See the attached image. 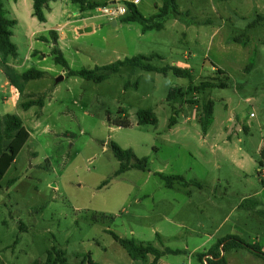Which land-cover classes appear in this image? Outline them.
Listing matches in <instances>:
<instances>
[{
	"label": "rangeland",
	"instance_id": "374dc122",
	"mask_svg": "<svg viewBox=\"0 0 264 264\" xmlns=\"http://www.w3.org/2000/svg\"><path fill=\"white\" fill-rule=\"evenodd\" d=\"M90 1L101 6L81 12L71 0L52 1L43 26L32 16L33 0L17 15L14 0H3L7 18L17 20L11 39L18 57L9 65L43 77L21 95L0 68V118L17 115L30 133L1 182L0 264L43 263L53 246L71 264L87 263L88 255L97 264H151L152 257L134 260L112 234L186 251L165 255L164 264H199L196 254L228 237L264 251V0H176L179 19L171 15L162 30L147 32L122 18L112 26L102 14L103 5L121 0ZM138 1L145 17L162 4ZM55 45L75 71L155 56L152 66L189 69L193 79L125 66L96 83L56 64ZM203 82L215 86L168 101L171 90ZM38 99L43 107L23 109ZM209 102L213 120L204 133L200 119ZM141 109L152 110L158 124L140 125ZM125 119L129 127L115 124ZM113 143L147 159L148 170L117 174ZM158 173L183 176L189 185L167 187ZM224 255L227 264H264L244 248Z\"/></svg>",
	"mask_w": 264,
	"mask_h": 264
},
{
	"label": "trees",
	"instance_id": "16d2710c",
	"mask_svg": "<svg viewBox=\"0 0 264 264\" xmlns=\"http://www.w3.org/2000/svg\"><path fill=\"white\" fill-rule=\"evenodd\" d=\"M49 1H59V0H33V17H35L39 22L45 23L47 21L46 12L49 9ZM74 4L80 6L81 11L93 10L101 6L100 3L90 0H71ZM123 6L126 8L127 13L122 17V22L130 23L135 22L141 24L143 32L157 30L160 31L164 28V21L167 17L173 15L175 18L179 19V12L177 11L176 0H161V5L157 6V13L150 17H145L138 6L127 0H121ZM106 6V5H103ZM258 22L264 23V17H259ZM17 25V22L13 19L7 18L6 10L4 7L3 0H0V68L4 73L10 86H12L16 91L23 95L27 83L32 80H37L43 77V72L36 69H29L24 73L17 72L12 66L9 65V58L12 57L16 59L18 57V48L16 44L12 41L13 28ZM53 36V42H58V37L54 32L51 33ZM53 47L51 55L54 56V61L56 64L61 65L68 72L69 76L81 77L87 80H93L96 83L102 82L109 74L118 73L121 68L125 66H130L133 69H141L147 72H158L164 75L172 73L178 78L192 80V71L189 69H182L177 66H165L162 68L154 67L150 64L151 60L155 56L145 57H133L127 58L125 60H119L113 64L106 65L103 67H96L93 70H71L69 64L67 63L62 51L58 47ZM219 74H223L222 70H218ZM215 85L212 83H201L200 85L194 86L190 85L187 90L183 88L173 89L168 94V101L172 102L177 99L185 98L191 94L201 93L207 88H213ZM219 87H226L225 83H220ZM34 106H44L43 99L30 100L22 104L24 110H28ZM203 116L200 119V123L204 133H207L209 126L213 120V104L207 103L203 107ZM138 122L140 125H157L158 119L155 113L149 109H141L137 112ZM171 125L176 122L173 118ZM118 127H129L131 125L129 120H118L115 123ZM30 138V133L25 128L22 119L17 115L7 114L0 118V187L1 182L5 175L15 164L16 158L27 144ZM112 150L116 158L120 162V169L117 174L124 173L128 171L131 167L137 168L142 171L148 170L147 159H137L134 155L133 150L123 149L116 143L112 144ZM260 167L264 165V145L260 151ZM135 164H132V161ZM161 179L166 181L167 187H172L174 182H179L185 186L189 185L185 181V178L180 175L167 176L163 173L157 174ZM13 181L8 184L12 185ZM264 186V180L261 181ZM113 238L122 242L129 250L132 258L134 260H139L146 262L149 256L153 257L151 264H158L160 259L165 255H183L186 254L185 250L166 248L160 250L156 248L151 243L139 242L137 240H125L119 238L116 234H112ZM160 239V237H158ZM161 240V239H160ZM18 239L15 241L17 244ZM247 249L258 257L264 258V251L261 246L251 245L241 240L240 238L228 237L224 239H219L207 252L198 253L196 257L199 264H227L224 253L226 251L236 250V249ZM88 262L86 260L80 264H97L91 260L89 255ZM33 264H71L66 258V253L53 246L51 250L47 253V260L45 262L35 261Z\"/></svg>",
	"mask_w": 264,
	"mask_h": 264
},
{
	"label": "crops",
	"instance_id": "0c3cea01",
	"mask_svg": "<svg viewBox=\"0 0 264 264\" xmlns=\"http://www.w3.org/2000/svg\"><path fill=\"white\" fill-rule=\"evenodd\" d=\"M117 0H112V3L116 2ZM127 1H132L134 2L137 6L138 4L140 3L138 0H127ZM51 2L52 1H49V9L47 10V13H46V18H47V21L45 23H41L43 26H46L50 21H51V16H52V13H53V6L51 5ZM53 2H56V1H53ZM28 3V0H14V4H13V7H12V13L17 15L21 9V6L22 4H26ZM156 9H157V6H155ZM81 11V9H80ZM81 12H84V11H81ZM6 14H7V10H6ZM155 15V14H154ZM32 16H33V11H32ZM153 16V15H152ZM14 20V19H13ZM17 22V20H15ZM54 32L55 35L58 37L57 33L54 31V30H51L50 31V34ZM44 37V36H43ZM59 40V38H58ZM58 43V42H57ZM60 49V48H59ZM61 50V49H60ZM67 73V71H66ZM6 85H9V82L7 81L6 82ZM13 88V87H12ZM14 89V88H13ZM162 250V249H160ZM164 250V249H163ZM152 257V256H149V258ZM153 258V257H152ZM163 258V257H162ZM162 258L160 259V261L158 262V264H164V262L162 261ZM138 261V260H137ZM153 261V260H152ZM151 261V262H152Z\"/></svg>",
	"mask_w": 264,
	"mask_h": 264
},
{
	"label": "built area",
	"instance_id": "2783aa9c",
	"mask_svg": "<svg viewBox=\"0 0 264 264\" xmlns=\"http://www.w3.org/2000/svg\"><path fill=\"white\" fill-rule=\"evenodd\" d=\"M101 12L104 16L108 17L110 20H116L122 18L126 15L127 10L123 5L118 6H103ZM254 114H251L253 116Z\"/></svg>",
	"mask_w": 264,
	"mask_h": 264
},
{
	"label": "water",
	"instance_id": "95a60500",
	"mask_svg": "<svg viewBox=\"0 0 264 264\" xmlns=\"http://www.w3.org/2000/svg\"><path fill=\"white\" fill-rule=\"evenodd\" d=\"M115 3H116V2H114V4H115ZM111 25H112V26H117V22H116V20L111 21ZM90 30H91L90 28L85 29L86 32H87V31H90ZM80 32H83V31H80ZM63 79H64V77L61 76L60 78L57 79V82H60V81H62Z\"/></svg>",
	"mask_w": 264,
	"mask_h": 264
}]
</instances>
